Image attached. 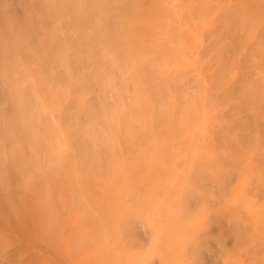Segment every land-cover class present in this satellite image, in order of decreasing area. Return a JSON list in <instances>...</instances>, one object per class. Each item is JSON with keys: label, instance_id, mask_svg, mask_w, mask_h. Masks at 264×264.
I'll list each match as a JSON object with an SVG mask.
<instances>
[{"label": "rangeland", "instance_id": "374dc122", "mask_svg": "<svg viewBox=\"0 0 264 264\" xmlns=\"http://www.w3.org/2000/svg\"><path fill=\"white\" fill-rule=\"evenodd\" d=\"M231 1L125 0L124 21L109 34L122 33L128 60L113 65L116 80L105 79L118 86L106 99L115 139L110 156L101 157L110 167L101 165L96 182L120 207L133 196L131 227L153 218L152 197H172L174 182L189 185L191 197L201 193L208 201L192 215L193 225L210 236L217 257L226 249L231 264H264V0ZM75 63H68L70 74ZM90 94L89 87L80 90L81 97ZM61 95L47 98L58 102ZM36 109L52 115L51 107ZM211 176L230 181L228 190L207 183ZM28 198L21 210L20 200L0 199V264H55L71 239L81 244L100 234L89 206L63 216L61 200L37 210L38 190ZM184 215L181 208L173 221L181 226ZM109 218L117 232L121 216ZM107 244L117 249L115 239Z\"/></svg>", "mask_w": 264, "mask_h": 264}, {"label": "bare ground", "instance_id": "6f19581e", "mask_svg": "<svg viewBox=\"0 0 264 264\" xmlns=\"http://www.w3.org/2000/svg\"><path fill=\"white\" fill-rule=\"evenodd\" d=\"M238 2L231 1V6ZM125 4V0H0V199L20 200L21 210L19 205L30 206L28 197L38 190L37 210L60 200L63 216L81 206L94 210V219H89L96 223L98 237L81 244L71 239V250L57 254L55 264H194L196 257L206 260L198 264H231L229 251L222 250L219 259L210 236L195 230L192 215L208 201L201 193L191 197L189 185L177 187L174 182L172 197L149 198L156 213L136 227H131L129 210L133 196L120 207L99 191L96 173L103 172L102 166L110 167V159L102 162L101 157L110 156L115 139L106 99L118 88L105 79L116 80L113 65L121 68L123 57L128 60L122 33L112 37L109 31L124 21ZM74 62L87 65L78 68L75 63L70 74L68 63ZM86 87L91 94L81 97L80 90ZM57 90L62 92L58 102L47 98ZM50 107L52 115L36 109L48 112ZM206 182L220 191L231 184L213 176ZM158 189L160 185L153 191ZM216 203L212 200L211 210ZM181 208L185 215L178 226L173 216ZM113 214L121 216L117 232L111 230ZM112 238L117 249L107 244Z\"/></svg>", "mask_w": 264, "mask_h": 264}]
</instances>
